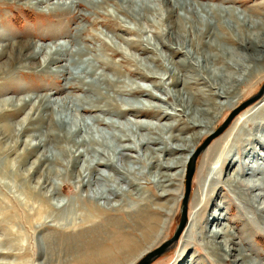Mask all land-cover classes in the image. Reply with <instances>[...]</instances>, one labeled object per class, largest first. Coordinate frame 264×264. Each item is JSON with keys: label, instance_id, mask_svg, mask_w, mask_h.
I'll list each match as a JSON object with an SVG mask.
<instances>
[{"label": "rangeland", "instance_id": "374dc122", "mask_svg": "<svg viewBox=\"0 0 264 264\" xmlns=\"http://www.w3.org/2000/svg\"><path fill=\"white\" fill-rule=\"evenodd\" d=\"M35 1L0 0V264H92V260L96 259L94 252H97L101 245L112 248L118 264H125L126 261L122 260L125 252H115V245L120 241L115 239L117 242H114L113 238L128 231L131 237L141 244L140 248H147V243L135 225L139 207L142 213L152 216V211L164 213L162 205L175 202L172 215L163 227V237L157 245L173 235L180 219L185 172L181 180L178 178L175 180L176 184H171L172 190L167 193V186L160 187L154 180V175L163 171L164 167L157 169L156 166L149 167L147 162H132L142 150L155 151L153 147L156 143L153 144L155 146L144 145L137 151H123L126 153L120 157L118 164L95 166L97 174L92 173L96 176L94 180H97L99 175L116 177V187L113 186L112 191L108 193V189L105 190L104 187L113 184V181L104 180L99 181L97 186L91 187L90 192H87L83 184L81 185L75 167L70 165L57 145L65 143L62 139L58 140L56 122L49 116L51 108L31 110L32 105L39 104L44 96L53 102L64 97L71 99L77 104L79 117L87 120L95 131L98 130L99 134L107 135L108 138L110 134H118V130L123 126L134 127L136 122L147 123L153 127L161 124L169 134L189 137L200 129L192 126L186 113L179 107V101H176L177 92L182 91L186 93L183 94L185 99L187 95L190 96L187 97V102L194 108L193 115L196 118L200 117L202 104L212 101L218 104L216 115L209 126L213 128V133L235 107L254 95L261 87L264 82V61L255 63L242 59V71L234 72L239 81L234 82L233 90H230L227 97H217L212 85L204 78L206 76L201 69L203 61H207V66L213 70L221 66L230 74L232 69H227L229 64L219 50H226L224 54L227 55L231 51L235 54L245 52H241L240 42L231 31V26L242 30V25L236 27L233 22L229 25L220 23L219 16L212 11L210 15L221 41L217 42V47L210 50V47L203 43L197 44L195 39V47L192 48V13L189 12V7L192 8L191 4L194 3L214 8H229L235 15L240 14L251 21L264 23V0H180L189 5L183 10L174 9L170 0L163 4L156 0L154 9L140 11L141 16H134L129 12L125 7L131 10V6L124 0H44L33 4ZM53 2H57V5ZM139 3L140 1L137 2ZM135 5L133 7L136 9L138 6ZM157 11L159 15L156 14ZM167 11L172 16L168 20L165 19ZM182 14L190 17L187 23H183L186 31L182 28L177 29V32L171 28L169 30L170 25H174L177 17H182ZM200 26L201 24H198V27ZM203 40L207 41L208 38L203 37ZM182 41L183 47L180 45ZM21 44L28 47L20 49L17 45ZM37 45H47L51 48L54 45H66L70 51L73 50L62 62L64 65L69 58L73 59L66 64L67 71H58L61 63L49 64L42 68L39 65L42 54L36 59H29L27 56ZM253 46L251 45L250 49ZM204 52L205 57L201 56ZM213 53L217 60L215 66L211 63L212 59L205 60ZM83 60H88L92 67L103 73V77L97 80L96 89L86 87V83L93 79L91 74L74 75ZM145 66L150 70L145 69ZM171 75H178L177 83H171ZM203 92L210 94L211 99L204 98ZM263 98L264 95L257 102L254 101V104L248 105L249 107L233 118L222 132H228L239 124H242L243 131H247L244 142L238 143L226 155H230L233 162L235 161V166L240 164L241 150L247 146L252 147L250 155L253 153L252 159H245L248 165H256L257 161L264 159V132L260 131L264 126ZM257 103L258 105H255ZM253 105L255 106L252 107ZM186 111L189 112L187 109ZM93 115H98L103 122L94 121ZM23 119L26 120L22 122ZM257 124L259 128L255 129ZM3 126L15 128L14 132L2 135ZM146 132L144 129L138 130L137 135L147 134ZM210 134L196 140L195 150ZM222 134L212 139L195 159L187 203L186 226L178 239L148 264H172L177 259V263L183 261V257H178V253L186 238L182 234L188 222H191L192 201L197 193L202 194L210 180L214 157L209 156L208 152L225 135ZM256 135L258 138L254 139ZM164 137L162 142L159 139L162 145H175L167 140L165 135ZM114 141L111 142L113 147L117 145ZM176 153H162L161 161L165 162L175 156L181 157L184 151L179 155ZM44 157L48 159H42ZM209 157H212L210 161ZM39 158L41 160L33 169V164L36 165L35 162ZM82 160L81 158L80 165ZM188 161L189 159L185 171ZM118 166L134 168L137 176V171H141L150 178L119 174ZM259 169L264 171V164ZM178 170H181V167ZM217 170L223 172L222 168ZM179 180L180 194L174 191L179 185ZM133 182L142 187L138 196L133 194ZM214 186L217 188L222 185L216 182ZM199 187L201 189L197 190ZM222 187L216 191L213 200L215 201L218 195L222 196L225 205L218 216L224 219L223 222L237 235L236 232L243 227V223L237 225L234 221L237 220L238 209L245 205L240 203L226 186ZM104 190L105 198H99ZM230 206L233 209H230ZM213 211L214 206L208 205L204 213ZM208 216L209 214L206 217ZM243 217L253 223L250 224V233L241 246L244 250H249L247 253H250V249L254 251L249 254L248 260H251V263L264 264V214L260 216L259 213L248 212ZM204 221L205 219L198 220L201 229ZM202 231L196 232L185 248L187 264H231L208 253L203 237L208 232V226ZM130 248L134 249L135 246L130 245ZM96 263L101 262L96 259Z\"/></svg>", "mask_w": 264, "mask_h": 264}, {"label": "bare ground", "instance_id": "6f19581e", "mask_svg": "<svg viewBox=\"0 0 264 264\" xmlns=\"http://www.w3.org/2000/svg\"><path fill=\"white\" fill-rule=\"evenodd\" d=\"M39 1L43 2L44 0H36L35 2H33V4H36ZM124 1L127 4H130L128 5L129 7L131 6V10L125 7L129 12H131L133 15L134 14L140 15L139 12L143 11L144 9L153 10L154 2L156 0H124ZM124 1H122L123 5H125ZM139 1L140 3L137 4V2ZM168 1L169 0H159V2L162 4L165 2L168 3ZM170 1L172 4L171 6H173L174 9L179 8L183 10L187 6H189L184 1H180V0H170ZM53 3L57 5V2H53ZM135 4L138 6L136 9L135 7H133ZM191 5H192L191 6L192 8L189 7V12L192 13V28H193L192 32L193 34H195V35L192 34V42H191L192 48L195 47L193 43L195 39L197 41V44L203 43V45L209 46L210 50L214 47H217L216 46L218 45L217 42L221 41V37L215 31V27H214L215 22L213 21L212 16L210 15L212 11L213 13H216L219 16V18L221 19V20L219 19L220 23L223 22L226 25H229L230 23L233 22L236 27L238 25L239 26L242 25V30H238L235 27L231 26V31L237 36V39L240 42L241 52H244V51L245 52L241 54L238 53L239 54L238 55V54H235L233 51H231V53H234L235 55L231 53L227 55V54H224L226 50L224 52L219 50L220 54L223 57H225L224 59L229 64L227 69H230V70L232 69V72L229 74L227 70L222 69L221 66H220L221 68L218 66L217 68L215 67L216 69L213 70L207 66L209 65L207 61H203L204 64L201 68L203 74L206 76L204 78L212 85L214 89V93L217 95V97H222V98L227 97L226 95L229 94V92L233 90L232 88L234 87V82L239 81L238 76L237 77L234 76L236 74L234 72L242 71L243 69L242 68L243 63L241 62L242 59L245 61L247 60L255 61V63L264 61V23H257V22L251 21L241 16L240 14H236L237 15L236 16L235 12L229 8L228 9H222L219 7L214 8L213 6H207V5L206 6L200 5V4L194 5V3H192ZM197 8H199V10ZM156 14L159 15V12L157 11ZM165 15H166L165 19L167 20L172 17L169 11H167V14ZM142 17H144V14H142ZM177 18L178 20L177 21L175 20L176 23H174V25H170L169 30L171 28L172 30L176 31L177 29L182 28V30L186 31V29L183 27V23H187V21L190 20V17L182 14V17L178 16ZM198 24H201V26L198 27ZM194 27L196 29H194ZM254 29L255 31H253ZM187 31L189 32L190 30H187ZM170 33L173 34V32H170ZM203 37H205L206 39L208 38V40L204 41ZM180 40L181 39H179V41ZM180 45L181 47H183L182 46L183 41L180 43ZM251 45H254V46L250 49ZM17 46L20 49H23L24 47L26 48L28 47V45H24V44L17 45ZM246 51L249 53H247ZM69 52L73 53V50L70 51V48H68L66 45H54V47L52 48L51 46L49 47L47 45H37L34 47L30 55H28L27 57L29 59H36L38 55L40 56L42 54L43 57L39 62V65L42 68L47 67L49 64H54V63L60 64L61 63L58 67V71L66 72L67 71L66 64L68 62H71L73 59L69 58L66 61V64L64 65L62 64V62L67 57V54ZM201 56L205 57V52ZM211 59H212V62H211L212 65L215 66V63H217V60L214 57V53L212 56L206 57L205 60H211ZM79 64L80 65L77 67L78 72L74 75L78 76L80 73H82L84 76H89V74H91V76H93L92 77L93 79L91 80V82L86 83V87L87 88L92 87L96 89L97 80L103 77V73L96 70L94 67H92V65L88 62V60H83ZM80 68H82L81 71H80ZM145 69H149V68L146 67ZM150 72L153 73L152 71ZM95 73L97 74L96 76H95ZM176 77L172 76L171 83L178 82ZM183 81L184 80H182L181 82ZM183 89H185V87ZM178 93L179 91L177 92L178 96H177L176 101H179L178 103L179 107L181 106L182 110L186 113L187 119L191 122L192 126L200 129L198 132L191 134V136L189 137H180V135H174L173 133L169 134L168 132L164 131L166 127H164L161 124L157 125L156 127H153L147 123L142 124L143 122H136L134 127L128 126V125L123 126L121 130H118L119 132L118 134H110L111 138L110 137L108 138L107 135L104 136L102 134H99L98 130L95 131V129L92 127V125L89 122H87V120L80 118L79 111L77 110V107H76L77 104H75L73 100L68 99L66 97L59 98L58 100H55V102H53L44 96L39 101V104L32 105L31 110H41V109L48 108V107L51 108L50 115L49 114L48 115L51 117L52 120L56 122L58 140L62 139L65 143L64 145L62 143H58L57 145L63 152V155H65L66 158L68 159L70 165L75 167L76 174L77 176L80 177V182H82L81 185L83 184V187H85L87 192H90L91 187L97 186L98 185L97 183L99 181H104V180L113 181V184L111 185L108 184L104 187V189L105 188L108 189L107 190L108 193L109 191L113 190V186L116 187V185H114L116 183V177L113 175H110V176L99 175L97 180H94V177L96 176L93 175L92 173L97 174L95 172L96 165L106 166L110 164H113V165L118 164V162L120 161V157L123 155V153H126L123 151L134 150V149L137 151L138 148L140 147L142 148L144 145L150 146V144L153 145L156 143V146L153 145L155 146L153 147V150L155 151L150 152L148 149L142 150L141 154L139 153L136 154L138 156L135 157L132 160V162H135V161L136 162H147L149 167L156 166L157 169L164 167L163 171H161L160 173L157 172L154 175L155 177L154 180H156L157 184L159 183L160 187L167 186L166 191L167 193H169L172 190L171 184L172 183L176 184L175 180H177L178 178L181 180L183 178L186 162L190 158L193 151L195 150L196 140L212 132L213 128H209V126H211L212 119L216 115L215 110H217V108L219 107L218 104H215L216 102H213V101L210 103L208 102L207 104H202L201 106L203 107L199 111L200 117L196 118L193 115L194 108L191 106L190 103L187 102L190 96L187 95L188 98L186 97L185 99L184 95L186 93L184 94V92L182 91L179 94ZM263 95H264V92L262 96ZM203 96L206 99L208 98V100L211 99L210 94L206 92H203ZM258 100H256L255 102H257ZM258 103L255 105H258ZM255 105H253L252 107H254ZM186 109L189 110V112H187ZM243 110H241L239 113H241ZM119 112H121V110ZM237 115H235L233 118H235ZM25 120L26 119H23L22 122H24ZM93 120L98 123L103 122V120L98 115H93ZM107 124L113 125L112 123H109V122H107ZM236 126H234L233 129L231 128L228 132L225 131L222 134V132L227 128L226 127L219 135L221 134L224 135L226 132L227 133L208 152L210 153L209 156L213 155L214 157V162L211 163L212 164L211 169H213V171L209 174L210 180L206 184L202 194L197 193L195 198L192 201L193 206H191V210H190L191 222L190 221L188 222V225L182 234V236L186 238L183 240L182 245L179 249V253H178L179 255L178 257H183V261L177 263L179 261V259H177L172 264H187L188 259H185V256H186L184 252L186 251L185 248L188 246L190 239L195 236V233L196 232L198 233L200 231L202 233L203 232L202 230L204 229L205 226H208V232L206 233V236L203 235V237L205 239V247L207 248L208 253L210 255L217 257L221 261L223 260L224 262H230L231 264H254L253 262L251 263V260H248L250 258L249 254L250 253L253 254L254 251L250 249V253H247V251L249 250L248 249L244 250L241 246V244L245 242V239H247L250 233V230L248 229L250 224L253 223L248 218H244L243 215L248 212L259 213L260 216L264 214V171H260L259 169L260 166L264 164V159H262L263 161H260V162L257 161L256 166L248 165L247 163L248 161L245 159L246 158L252 159V156H253V153H251L250 155V149L252 148L250 144H249L250 147L247 146L246 149L241 150L242 160L240 161V164L238 166H235V161L233 162V159L230 157V155L229 157L226 156L227 153L233 147H235L238 143L242 141L244 142V137L247 131H243L242 124H239L237 127ZM256 126L257 127H255V129H258L259 128L258 124ZM2 129H1L2 130L1 134L4 135V134H10L11 131L14 132L15 128H12L11 126H3ZM143 129L147 131L146 132L147 134L137 135L138 130H143ZM254 131L256 132L257 130H254ZM260 131L264 132V126L263 128L260 129ZM161 135L162 137H164L165 135L166 139L171 141L175 145H171V144H170L171 146L162 145L160 143V141L162 142ZM257 136L258 135H256L254 139L258 138ZM112 141L117 143L115 147H113V144L111 143ZM263 145L264 143L262 144V146ZM243 146L244 145H242V147ZM183 151H184V154L181 157L175 156L173 158H168L167 161L165 162L163 160L161 161L163 154L166 155V154H172L174 152H177L176 154L179 155L180 152H183ZM81 158L83 159L82 160L83 162L80 165ZM211 158L212 157H209L208 161H210ZM42 159L47 160L48 158L44 157ZM40 160L41 159L39 158L35 162L36 165L33 164V167H34L33 169L36 168ZM50 161H52V159ZM160 164H162V166H160ZM180 167H181V170H178ZM216 167L222 168L223 172L221 173L219 170H217ZM117 173L119 174L126 173L128 175L131 174L132 176L137 177V178H144L146 176L150 178L148 174L145 176V173L141 171H137V174H139V176H137L136 172L134 171V168H131V167H128V168L119 167V170L117 171ZM257 174H262V175H257ZM170 180H172V182H169ZM216 182L221 183L223 187L226 186L230 190V192L237 197L240 203L245 205V207H241V209L240 208L238 209L239 214L237 216V220L234 221L235 224L237 225L243 223V227H240V229L237 230L236 232L237 235H235L231 231L229 226L226 225L225 222H223L224 219H220L218 216L219 213H221V211H223L224 209L225 201L221 195H218L215 201L213 200V198L216 196V191L219 188L221 189L222 187V186L221 187L219 186L215 188L214 184ZM133 183L134 184L131 185L133 186L132 188L134 189L133 194L138 196V194L141 192L142 187L136 184L135 182ZM178 184L179 185L176 186L174 191L180 194L181 181L178 182ZM199 189H201V187H199L197 190ZM105 190L99 196V198H102V199L105 198V196H103V194H106ZM224 196L225 194L223 195V197ZM134 203L135 201L133 202V204ZM174 204L175 202H173L172 204L166 203L162 205V207L164 208V213L152 211V213H154L152 214V216H150L149 213L146 214L144 210H143L144 213H142L139 207L138 209L139 211H137V215L138 214L139 215L136 219L137 222L135 223V225L136 227L139 228L142 238L147 243L146 245L147 248H140L141 244H139L138 241L133 239L128 231L120 234L119 236L116 235L115 238H113V241L115 239L120 241L119 243H116L115 245L116 246L115 252H118V251L125 252V254L123 255V259H122L126 261L125 264H134L135 261H136L135 264H137L138 263L137 261H139L140 258L144 257L147 253H149L155 247L158 246L157 245L158 241L161 240L163 237L162 236L163 227L166 224L167 220L172 215ZM208 205L214 206V211L210 213L207 212L205 214L204 212L208 208ZM231 208L232 206H230V209ZM208 214L209 216L206 217ZM210 217L211 219H209ZM202 219H205L204 221L205 224L201 229V227H199L198 220L201 221ZM129 228L130 227H128V229ZM195 229L197 231H195ZM110 241L112 242V240ZM130 245H134L135 248L134 249H132L133 247L130 248ZM153 246L155 247L151 249ZM111 251H112V248L101 245L100 247H98L97 252H94L95 258L97 259L98 262H101L103 264H118L116 256L113 254L114 251L112 252ZM82 256L84 257V255ZM193 257L194 256L191 257L192 260L194 259ZM89 258L90 257L88 256V259ZM96 259L94 260L91 259L94 262L92 264H95ZM85 260H87L86 255H85ZM87 263H88V260H87ZM101 263H98V264H101Z\"/></svg>", "mask_w": 264, "mask_h": 264}, {"label": "water", "instance_id": "95a60500", "mask_svg": "<svg viewBox=\"0 0 264 264\" xmlns=\"http://www.w3.org/2000/svg\"><path fill=\"white\" fill-rule=\"evenodd\" d=\"M264 92V82L262 83L261 87L258 89V91L252 95L250 98L246 99L242 103H240L237 107H235L229 115L226 117V119L223 121V123L215 130L213 133H211L203 142L202 144L193 152L191 157L189 158L186 171H185V187H184V193L181 200V206H180V219L179 222L175 228V231L173 235L161 243L159 246L155 247L152 251L147 253L143 258H141L137 264H148L150 261L155 258L156 256L162 254L165 250L169 248L171 244H173L179 237L180 233L182 232L183 228L186 225L187 222V203L189 199L190 194V188H191V182L192 177L195 170V159L197 155L203 151V149L208 145V143L217 135H219L230 123L232 118L237 115L241 110L245 109L248 105L251 103H254V101L258 100Z\"/></svg>", "mask_w": 264, "mask_h": 264}]
</instances>
